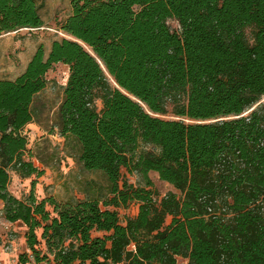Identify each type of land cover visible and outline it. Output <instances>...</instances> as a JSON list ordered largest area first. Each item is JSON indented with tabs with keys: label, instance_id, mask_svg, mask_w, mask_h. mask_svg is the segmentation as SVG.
<instances>
[{
	"label": "trees",
	"instance_id": "obj_1",
	"mask_svg": "<svg viewBox=\"0 0 264 264\" xmlns=\"http://www.w3.org/2000/svg\"><path fill=\"white\" fill-rule=\"evenodd\" d=\"M69 2L70 38L0 78L1 214L25 226L33 260L264 264V0ZM42 24L37 0H0V33ZM56 63L68 75L55 125L74 159L105 177L103 199L8 188L11 171L42 174L22 130ZM150 172L172 189L158 196ZM130 201L137 212L121 222Z\"/></svg>",
	"mask_w": 264,
	"mask_h": 264
},
{
	"label": "rangeland",
	"instance_id": "obj_2",
	"mask_svg": "<svg viewBox=\"0 0 264 264\" xmlns=\"http://www.w3.org/2000/svg\"><path fill=\"white\" fill-rule=\"evenodd\" d=\"M37 2L39 14L43 20L42 26L0 33V78L13 79L20 74L39 45H42L47 52L52 40L70 38L60 28L61 23L71 13L69 0H37ZM169 24L173 28L178 27L173 20H169ZM67 75V65L54 64L45 75L47 79L45 88L34 97L32 106L35 120L25 125L22 132L27 137L26 155L31 154V160L42 170V174L21 178L11 171L9 189L19 198L28 194L31 181L34 182V193L38 198L50 195L64 201L80 200L86 197L103 199L108 196L107 182L103 174L99 171L84 169L74 159L72 144L59 135L55 125L56 109L62 99V88L66 83ZM96 104L100 108V101ZM161 117L177 118L170 113ZM149 176L158 196L172 189L168 183L159 180L156 173L150 172ZM123 177L134 185H143L141 179L135 174H128L123 170ZM116 210L123 222L127 216L136 214L137 202L130 201L125 207H119ZM3 232L7 240L4 242L3 249L9 253L11 264L17 262L47 264L44 261L36 263L33 260L22 238L23 230L19 228V225H5ZM19 255H24V261Z\"/></svg>",
	"mask_w": 264,
	"mask_h": 264
},
{
	"label": "crops",
	"instance_id": "obj_3",
	"mask_svg": "<svg viewBox=\"0 0 264 264\" xmlns=\"http://www.w3.org/2000/svg\"><path fill=\"white\" fill-rule=\"evenodd\" d=\"M8 188H9V186H8ZM1 208H2V202L0 201V241H1L0 242V264H11L10 258H9V253L3 249L4 242L7 241L5 238V233L3 232L4 226L5 225H10V226H12V225L18 226L19 225V228L23 230V237H22L23 239H24L25 226H23L19 222H10V221L5 220L2 217Z\"/></svg>",
	"mask_w": 264,
	"mask_h": 264
},
{
	"label": "built area",
	"instance_id": "obj_4",
	"mask_svg": "<svg viewBox=\"0 0 264 264\" xmlns=\"http://www.w3.org/2000/svg\"><path fill=\"white\" fill-rule=\"evenodd\" d=\"M16 264V263H15Z\"/></svg>",
	"mask_w": 264,
	"mask_h": 264
}]
</instances>
